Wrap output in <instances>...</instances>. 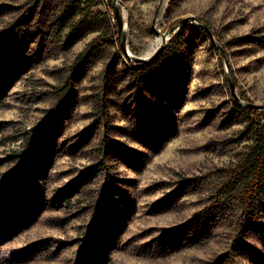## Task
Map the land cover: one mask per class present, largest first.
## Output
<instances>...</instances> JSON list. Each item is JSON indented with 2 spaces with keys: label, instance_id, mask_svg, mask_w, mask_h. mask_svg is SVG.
<instances>
[{
  "label": "rangeland",
  "instance_id": "374dc122",
  "mask_svg": "<svg viewBox=\"0 0 264 264\" xmlns=\"http://www.w3.org/2000/svg\"><path fill=\"white\" fill-rule=\"evenodd\" d=\"M113 2L0 0L23 63L0 73V264H264V183L245 192L241 163L264 141V110L238 111L227 79L264 105V0H118L132 55L194 18L226 56L190 21L146 80ZM105 181L108 231L95 221Z\"/></svg>",
  "mask_w": 264,
  "mask_h": 264
},
{
  "label": "trees",
  "instance_id": "16d2710c",
  "mask_svg": "<svg viewBox=\"0 0 264 264\" xmlns=\"http://www.w3.org/2000/svg\"><path fill=\"white\" fill-rule=\"evenodd\" d=\"M64 24V23H63ZM61 24V25H63ZM183 27H181V30ZM10 34V31L4 32L0 35V73L3 71H8L11 74H15L16 71L19 70L21 66H23V63L19 61L17 58L18 48H15L13 50L10 49L8 46L7 37ZM178 38V34H176L172 40L174 42ZM105 39H102V42H100L99 39L95 40L91 44V51L98 50L102 43H106ZM162 51L161 53L150 63L144 64V65H132L131 69L132 71H135L137 73H140L143 80H146L151 76V69H153L155 66L160 64L162 62ZM242 98V97H241ZM234 107L241 112H247L252 113L254 111L243 108L239 104H237L235 101L233 102ZM144 123L140 124L136 127V129L133 131L135 136H140L146 140H148V143L152 145L154 142H156V138L154 136L150 135L146 127L143 125ZM37 132V131H36ZM34 133V132H33ZM32 133V134H33ZM38 136L36 134L31 135L30 139L26 143V149L25 153L27 155H31V153L38 147L37 139ZM242 167L244 171H246L247 174H245L246 177V189L245 192L255 194L257 191L260 190L261 185L264 183V141L261 143H257L256 145H253L250 148V151L245 156V158L242 160ZM104 194L100 197V200H98V213L96 214L95 221L96 223L100 225H104V228L106 231L110 227H114V220L110 218V209L112 206V192L110 185L108 184V181H105L104 184ZM20 195V192L12 191L9 194V200L15 201L18 196ZM7 241V237L0 233V246L4 244ZM98 256L101 258L100 264L104 263L105 256L103 254H99ZM80 262L83 259V255H80L79 257Z\"/></svg>",
  "mask_w": 264,
  "mask_h": 264
},
{
  "label": "water",
  "instance_id": "95a60500",
  "mask_svg": "<svg viewBox=\"0 0 264 264\" xmlns=\"http://www.w3.org/2000/svg\"><path fill=\"white\" fill-rule=\"evenodd\" d=\"M113 10H114V15H115V20H116V26H117V32H118V37H119V44H120V49L124 55V57L126 58L127 62H129L132 65H144V64H148L150 62H152L160 53L161 51L164 49L165 46H167V41L169 39V36L174 35L179 29L180 27L188 24L190 21H196L194 18H184L181 19L174 27L168 29L163 35H162V43L161 45L153 52L152 55H150L148 58H143V57H137L132 55L129 50L127 49V45H126V35H125V31H124V22H123V18L121 16L120 13V9H119V4H118V0H114L113 2ZM197 24L199 25V27L205 31L212 44L215 45V47H217L221 53L222 58L225 61L226 66L227 65V60H226V56L225 53L223 51V49L217 45L214 42L213 36L211 34V32L209 31V29L207 28L206 25H204L201 22L196 21ZM228 70V67H227ZM227 79L229 82V87H230V93L233 97V100L239 104L241 107L243 108H247L250 110H264V105H256L253 103H249V102H244L235 92V85L233 83L232 80V76L231 74L228 72L227 74Z\"/></svg>",
  "mask_w": 264,
  "mask_h": 264
},
{
  "label": "bare ground",
  "instance_id": "6f19581e",
  "mask_svg": "<svg viewBox=\"0 0 264 264\" xmlns=\"http://www.w3.org/2000/svg\"><path fill=\"white\" fill-rule=\"evenodd\" d=\"M161 42V37H158L152 44L151 46L147 49V51L145 52L144 56L148 57L150 56V54H152L154 52V50L160 45ZM162 43V42H161Z\"/></svg>",
  "mask_w": 264,
  "mask_h": 264
}]
</instances>
